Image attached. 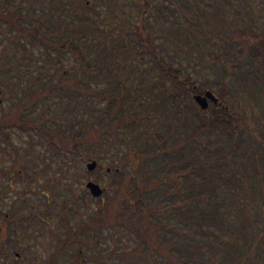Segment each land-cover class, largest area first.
<instances>
[{
    "label": "trees",
    "instance_id": "obj_1",
    "mask_svg": "<svg viewBox=\"0 0 264 264\" xmlns=\"http://www.w3.org/2000/svg\"><path fill=\"white\" fill-rule=\"evenodd\" d=\"M238 1H124L129 6L121 2L120 7H126L131 14L138 10L140 16L147 10L152 12L153 6L156 5L165 18L171 23L180 24L192 37L203 35L204 40L199 42V46L201 51H207L208 56L201 52L200 60L194 64L191 72H187L182 63L175 66L160 54L157 48L149 44L144 28L150 23L147 21L145 25L144 15L142 19L136 20V28L122 31L114 37L106 36L108 41L102 39L88 42V37H93L98 30H86L82 25L92 23L93 13H100L99 8L107 7L103 4H108L110 0L72 1L74 11L78 14L76 22L80 23L77 25V34L71 33L70 27L76 30L71 25L72 20L60 18L63 13H69L66 12L69 0H20L18 5L14 0L1 2L0 28H6L14 36L11 39L13 44H5V53H10V57L18 56L23 61L21 65L20 62H5L3 67L0 65V71L5 69L12 74L26 76L33 74V69L36 68V71L43 74L31 77L28 75L29 83L25 87L30 99L16 100L19 105L15 106L14 112H4L3 116H0V129L3 126L22 123L19 114L23 112L20 111L23 104H36L46 96L56 100L54 97L57 96L60 104L54 109V117H51L57 127L48 131L41 125L38 127L51 140H55L54 143L59 147L63 145L65 148H73L78 145L81 148L79 152L85 153V150L101 140L104 134L109 145L121 148L120 143L125 144L124 148L115 152L119 162L115 163L114 157L111 159L116 164V170L112 172L124 173V197L136 210L126 223L118 222L121 218L118 216V223H114L113 227L132 231L133 236L143 245V249L115 251L113 248L102 252L100 257H110L112 260L119 258L124 264H129L128 259L130 264H264V146L260 141L261 115L264 112V63H261L264 61V11L257 10V14H253V8L250 7L258 3L262 6L264 0H250V3L255 1L250 6H247L249 0L240 3L247 6L246 14L253 17L250 20L241 18L239 22L245 24L232 28L227 23H219L225 25L224 31L211 28L207 23L209 21L200 15L205 10L209 13L237 11ZM261 15L262 18L258 20ZM66 21L70 26L66 25ZM209 31H213L214 36L221 35L223 40L216 41L213 35L207 33ZM232 33H243L246 39L243 40L240 35L232 38ZM132 37H135L139 44L133 42ZM24 39L42 47L45 61L49 59L57 64L69 55L78 63V70L73 73L67 69L61 70L52 81L45 75L41 60L33 67V59L26 49ZM130 40L135 44L137 57L142 58L149 52L155 55L153 59L171 79L173 90L165 86L163 78V94L151 93L153 99L147 103L146 99L138 98L133 92L136 88L139 89L137 85L128 86L127 80L119 76L112 82L108 91L95 93L96 97L107 101L106 105L100 109L94 107L89 115L91 118L82 115L80 125L75 128L78 109H75L76 104H71L75 103L79 96H83L82 93H89L86 85L89 77L85 76L86 72L110 73L113 71V67H110L113 56L112 62H122L119 65L123 66L124 62L117 54L125 49L120 50L118 45L122 43L126 48ZM118 41L119 44H115ZM206 41L210 45L202 44ZM0 48L3 49L1 44ZM97 55L102 57L101 66L94 62ZM213 55L222 57L220 61L223 64L214 70L201 73L203 66H200V63L212 66ZM222 65L223 72L228 75L222 72ZM237 69L240 70L238 75L244 76L242 80L245 82L237 87L239 94L236 98L239 95L244 98L243 103L251 104L254 117L247 114L243 103L241 109H234V101L226 104L229 107L217 104L213 112L201 113L192 95L196 92L203 93L205 89L210 88L222 101L228 95L225 87L231 81L229 72ZM148 81L142 89L151 88L154 84L160 85L154 79ZM155 98L159 99L154 100ZM259 110L262 113H259ZM60 111L66 113V122L56 120ZM105 113L109 115V120L105 132H102L101 127L98 128L94 124V119ZM45 117L49 118L48 115ZM162 119L163 123L160 122ZM35 123L34 120L31 121L33 126L37 125ZM57 133L61 138H57ZM241 140L244 143L240 145ZM213 152L214 157L210 158ZM241 152L245 153L247 159V165L245 160L241 163L242 166H251L255 174L242 179L243 184L236 186L241 178L235 174L233 168L237 165L232 161ZM84 157L101 160V156L96 152L92 156ZM110 167L113 169L112 165ZM193 170L199 172L191 174ZM27 177L31 178L30 174ZM162 181L163 196L157 189ZM149 194L153 195L151 200L161 198L163 204L158 207L150 204ZM237 197L241 199L237 200ZM242 197L247 198V208L238 204ZM110 205L108 204L109 207ZM79 206L73 209L77 215H81ZM248 209L252 213H247L251 216L248 215V223L245 224L241 222V218L247 215ZM23 218L27 219L26 216ZM107 223L109 222L104 221L101 224L96 215H90L88 219L81 217L73 225L68 222L65 225L66 234H56L58 240L55 250L51 252L45 264H61L59 258L71 245L75 247L71 255H76L78 261L73 260L71 264H88L91 258L87 256L84 247L91 249L93 242L94 245L98 244L99 239L103 238V231L100 229Z\"/></svg>",
    "mask_w": 264,
    "mask_h": 264
},
{
    "label": "rangeland",
    "instance_id": "obj_2",
    "mask_svg": "<svg viewBox=\"0 0 264 264\" xmlns=\"http://www.w3.org/2000/svg\"><path fill=\"white\" fill-rule=\"evenodd\" d=\"M20 0H14V3ZM73 0H69L68 9L61 15V19L69 20L71 25L76 28L74 30L70 27L72 34H77V12L74 11ZM127 0H110L108 4H103L107 7H100V13H93L92 23L83 24L84 29L98 30L93 37H88L87 41L93 42L97 40L108 41V37H114L116 34H121L122 31L126 32L128 29L136 26V20L145 17V25L147 21L150 23L144 28V34L148 37L149 44L153 45L160 51V54L164 55L169 61L173 62L176 66L180 63L185 66L187 72L193 71L194 64L200 60V54L206 56V50H202L199 46V42L204 40V36L192 37L187 29L180 27V24L171 23L167 18L164 17L163 12L159 10L156 5L153 6L152 12L147 10L140 16V12L136 10V13H130L126 7H120L121 2ZM245 0L238 1V10L227 14L225 12L217 11L218 13H209L207 10L203 11L204 18L206 21L216 23L217 25H208L211 28L224 31V26L219 23L224 22L229 24L232 28L235 25L243 26L245 22H239V20L246 19L250 20L251 16L246 14V7L253 5L250 0L247 2V6L240 5ZM258 1V0H257ZM6 3V0H0ZM125 3V2H124ZM128 5V3H125ZM210 4V3H209ZM129 6V5H128ZM220 6V5H219ZM264 6V3L263 5ZM258 3L256 6H250L253 8V14H257V10L264 11V8ZM221 8V6L219 7ZM19 9V7H18ZM137 9V8H136ZM40 10V9H38ZM231 10V9H230ZM33 11V9L31 10ZM96 18V19H95ZM262 18V15L258 20ZM66 21V25H68ZM263 21V20H261ZM243 23V24H242ZM5 25V24H3ZM76 25V26H75ZM70 26V25H68ZM223 26V27H222ZM99 27V29H97ZM258 28V27H256ZM7 29L0 28V44L3 47L0 48V65L4 66V63H19L21 65L22 59L18 56L10 57V53H5V44H13L11 40L14 36L10 34ZM213 35V31L207 32ZM134 34V33H133ZM242 36L243 40L246 39L243 33H232L231 37ZM108 36L107 38H105ZM203 36V37H202ZM214 36V35H213ZM216 41L223 40L221 35L214 36ZM23 39V37H22ZM133 42L137 43L135 37H132ZM130 40L128 46L119 41L115 44H119L118 47L124 48L125 50L120 51L117 57L121 58L124 62L123 66L119 64L122 62H112L114 56L111 58L110 67H113V71L110 73L105 71H98L97 73L92 71L90 74L86 72L85 76L89 77V81L86 82L87 90L89 93H82L76 100L75 103L71 104L78 109V115L75 120V128L80 125L81 116L84 115L87 118H91L89 115L92 109H100L106 105L104 98L96 97L95 93H104L112 87V82L116 81L119 76L123 80H127V85H137L139 89L133 91L140 99H146L147 103L150 99H153L152 94L160 95L163 94V78L165 79V86L173 90L171 79L168 78L165 73L156 64L153 59L152 53H145L143 57H137V49L135 44ZM26 42V49L30 53L31 59H33V67L36 62L42 61V69L46 71V76L52 81L57 78V73L61 70L67 69L70 73L78 70V63L69 55L64 57V60L60 63H52L49 59L44 60L42 54V47L35 43ZM202 43L205 46L210 43ZM3 44V45H2ZM96 46V45H95ZM99 49V48H98ZM92 56V54H90ZM14 56V55H13ZM208 56V55H207ZM206 56V57H207ZM227 57L226 55H223ZM212 66L208 64L200 63L203 66L201 73L208 70H214L217 66L223 64L217 55L212 56ZM27 58V57H26ZM102 57L97 55L94 58V62L101 66ZM262 64L264 61L261 62ZM140 66V67H139ZM222 65V72H223ZM33 74L19 75L11 73L5 69L0 71L1 89L0 94V116L4 114H11L14 112L15 106L19 105L16 100H29L30 95L26 91V84L29 83V77L32 75H42L43 73L33 69ZM104 73V74H103ZM224 75H228L227 72H223ZM240 70L229 72L231 81L225 87L228 90L227 103L234 101V108L241 109V104L244 102V98L238 95L236 98L237 87L239 84L244 83L242 80L244 76L238 75ZM16 75V76H15ZM107 75V76H105ZM117 75V76H116ZM20 78H19V77ZM149 79L158 81L159 86H154L148 89H142L147 84ZM264 79V78H263ZM6 81V83H5ZM93 92V93H92ZM236 92V94H235ZM235 94V96H234ZM96 97L93 98L94 96ZM234 96V97H233ZM56 100H51L50 97H44L39 99L36 104L28 105L23 104V111L19 115L22 118V126L19 123H15L9 126H3L0 129V264H45L49 259L51 252L55 250L58 238L56 234L60 233V236L66 234L65 225L70 222L72 225L79 218L88 219L89 216H95L100 218V223L108 221L109 223L102 226L103 238L99 239L97 245L94 242L91 244V249L85 246V252L87 256H90L91 260L88 264H124L121 259H113L110 257H100L102 252H106L109 249L115 251L121 250H141L143 245L140 244L139 239L133 236V232H128L125 228L119 230L113 227L114 223L128 222L134 215L136 207H131V202L127 201L124 197L125 182L123 172H112L108 174L107 166L112 165L113 171L116 170V159L115 152L120 147L116 145L107 144L108 138L104 134L101 140L96 141L91 147L85 150V153H79L81 150L78 145L73 148H65L63 145L59 147L55 144V140H51L48 136L40 131L39 125L46 131L56 128V123L52 120L54 117V109L58 108L59 101L57 96L54 97ZM155 98L154 100H158ZM247 100V99H246ZM247 114L254 117V111L251 108V104L246 105L243 103ZM91 107V110H90ZM95 109V110H96ZM212 107L207 111L210 113ZM94 110V111H95ZM255 110V109H254ZM264 111V110H263ZM259 113H262L259 110ZM65 112H58L56 120L59 122H66ZM48 115V119H46ZM262 116V130L260 141L264 146V112ZM28 120V121H27ZM34 120L37 124L33 126L31 121ZM109 120L108 114H102L94 119V124L101 131L105 132L107 127V121ZM259 121V118H258ZM30 122V123H29ZM163 123V119L160 121ZM261 122V120H260ZM41 123V124H40ZM43 124V125H42ZM52 127V128H51ZM59 128V126H58ZM252 136V134L250 135ZM57 138H61V135L57 133ZM244 141H240V145ZM121 148L125 147L124 143H120ZM120 148V149H121ZM101 156L99 164L95 170L89 171L87 168V162L93 158H87L84 156H92L95 153ZM107 152V153H106ZM214 157V152L210 154V158ZM115 158V163L111 160ZM247 159L245 153L242 152L236 155V158L232 161L235 166L234 172L238 174L241 181L236 185L243 184V180L247 176H253L255 172L251 166H242V162ZM44 169V170H43ZM199 172L193 170L191 174ZM114 173V175H113ZM30 174L31 178L27 177ZM113 175V176H112ZM97 180L102 187H105V193L99 198H94L89 190L86 188V182L88 180ZM147 180V177H146ZM233 185H235L233 183ZM168 186V184H165ZM171 186V185H170ZM247 184L245 188H247ZM160 195L163 196V181L157 187ZM234 190V189H233ZM77 197L76 199H74ZM152 194L148 195L149 203L155 207L163 204V200L152 199ZM242 197V200L238 202L241 206L248 207L247 198ZM12 199V200H11ZM84 199V201H83ZM241 197H237V200ZM108 204H111L110 207ZM80 205L79 213L74 212V208ZM129 205V207H126ZM242 206V207H243ZM249 209L246 211V214ZM252 211L249 212V214ZM247 214L244 218H241V222L247 224L249 215ZM249 215V216H248ZM26 216L27 219L23 218ZM121 216L117 222V217ZM233 216V215H231ZM58 232V233H57ZM101 235V233H100ZM97 234V236H100ZM114 236V237H113ZM121 240L122 242H119ZM135 245V246H134ZM74 246L71 245L67 248V252L62 253L59 258L61 264H71L76 260L74 253ZM76 251V250H75ZM19 254V256H18ZM127 257V256H126ZM123 259V258H122ZM130 259L128 263L130 264Z\"/></svg>",
    "mask_w": 264,
    "mask_h": 264
},
{
    "label": "water",
    "instance_id": "obj_3",
    "mask_svg": "<svg viewBox=\"0 0 264 264\" xmlns=\"http://www.w3.org/2000/svg\"><path fill=\"white\" fill-rule=\"evenodd\" d=\"M195 98L203 108H206L208 106V98H211L215 101L217 100V98L210 90H207L205 92V95L202 94L196 95ZM96 165H97V161H92L88 163V168L90 170H93L96 167ZM87 187L90 189L91 193L94 196H100L101 193L103 192V189L100 187V185L94 181H89L87 183Z\"/></svg>",
    "mask_w": 264,
    "mask_h": 264
}]
</instances>
